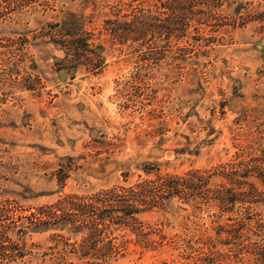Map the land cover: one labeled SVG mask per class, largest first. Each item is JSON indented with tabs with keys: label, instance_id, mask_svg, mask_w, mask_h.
<instances>
[{
	"label": "rangeland",
	"instance_id": "374dc122",
	"mask_svg": "<svg viewBox=\"0 0 264 264\" xmlns=\"http://www.w3.org/2000/svg\"><path fill=\"white\" fill-rule=\"evenodd\" d=\"M114 1L58 0L56 12L22 18L15 26L20 34L0 36L2 213L15 216L18 210L55 203L62 195L130 190L147 179L143 170L152 165L164 175L209 170L260 137L264 29L248 23L207 31L204 37L217 41L205 42L210 46L202 51L209 57L202 56L199 63L210 64L179 68L172 63V71L165 59L163 69L157 67V74L149 76L144 47L132 53L129 44L112 43L100 32L103 19L92 15ZM244 2L250 3L242 6L245 19L264 13L263 0ZM67 13L94 18L87 34L68 37L45 29L44 24L62 22ZM232 17L226 11L221 19L229 18L230 25ZM76 21L68 17L67 22ZM63 39L80 41L77 46L55 43ZM86 40L91 41L88 48ZM169 50L173 55L175 50ZM59 179H65L64 187ZM180 214L174 219L147 213L138 221L158 235L168 220L165 233L172 236L215 219L207 212L198 218ZM49 236L35 234L29 243L46 245ZM168 252L128 260L157 264L170 258Z\"/></svg>",
	"mask_w": 264,
	"mask_h": 264
},
{
	"label": "trees",
	"instance_id": "16d2710c",
	"mask_svg": "<svg viewBox=\"0 0 264 264\" xmlns=\"http://www.w3.org/2000/svg\"><path fill=\"white\" fill-rule=\"evenodd\" d=\"M57 1L0 0V36L20 34L15 26L22 18L56 12ZM244 1L115 0L92 15L103 19L100 32L107 33L112 43L129 44L132 53L144 47L147 75L155 76L165 59H170L172 71V63L179 68L183 64L203 68L210 64L199 63L206 54L203 48L210 46L205 42L217 41V37L207 40V31L222 32L226 27L236 29L248 23L264 29V13L246 19L242 16V6L250 4ZM226 11L233 16L230 25L229 18L221 19ZM68 17L77 21L67 22ZM93 19L67 13L62 22L44 27L62 31L64 36L81 37ZM28 24H24V32ZM69 41L55 43L64 46ZM79 41L70 44L77 46ZM86 42L88 48L91 41ZM169 47L175 50L173 55H169ZM259 134L241 146L233 159L209 170L164 175L152 165L143 170L147 179L130 190L62 195L55 203L18 210L15 216L0 211V264H133L128 260L132 256L141 259L168 250L170 258L157 264H264V124ZM64 180L59 179L61 187ZM182 211L193 218L207 212L215 219L210 225L196 222L181 235L172 236L165 233L171 224L168 220L161 223L158 235L138 221L154 212L178 219ZM45 233H50L46 245L29 243L33 235ZM132 235L135 240L128 238Z\"/></svg>",
	"mask_w": 264,
	"mask_h": 264
}]
</instances>
